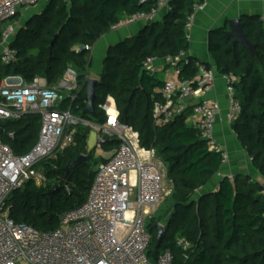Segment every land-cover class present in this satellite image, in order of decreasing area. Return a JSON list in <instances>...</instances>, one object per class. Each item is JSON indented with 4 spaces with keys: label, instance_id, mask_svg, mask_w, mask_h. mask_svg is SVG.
<instances>
[{
    "label": "trees",
    "instance_id": "obj_1",
    "mask_svg": "<svg viewBox=\"0 0 264 264\" xmlns=\"http://www.w3.org/2000/svg\"><path fill=\"white\" fill-rule=\"evenodd\" d=\"M200 3L172 0V10L163 23L148 24L138 34L108 47L96 88V119L104 121L98 106L112 95L120 122L138 132L141 146L156 149L173 180L176 191L164 213L168 220L160 246L157 225L161 223L154 221L158 211L148 223L153 236L148 251L151 259L168 248L174 253V264H264V183L249 174L224 177L217 191L191 201L219 173L222 154L210 150L199 130L188 123L192 106L167 123H158L154 116L155 103L163 99L164 82L150 75L144 63L149 57L163 59L188 52L186 22ZM155 5L153 0H49L40 14L17 30L11 46L18 57L11 63L0 61V86L13 75L28 82L44 77L49 85L62 77L67 67L73 68L78 88L63 107L89 116L84 110L88 106L86 88L94 46L120 19ZM245 19V33L257 45L255 56L242 46H233L227 36L228 23L210 33L208 44L216 70L239 78L235 96L242 112L232 123L233 130L264 177V25L258 16ZM2 41L1 29L0 46ZM195 59L188 55L187 61L179 63V78H194ZM40 128L39 116L30 114L19 121L5 122L1 133L17 154H23L37 143ZM5 130H15L17 137L6 140ZM89 135V130H78L72 145L42 162L46 179L53 184L39 187L29 181L12 194L6 208L14 221L43 232L54 231L67 211L86 201L95 176L92 153L88 151ZM107 144L117 145L118 141ZM82 155H87V161L68 175L66 166ZM178 238L187 239L192 247L183 250L177 245Z\"/></svg>",
    "mask_w": 264,
    "mask_h": 264
},
{
    "label": "built area",
    "instance_id": "obj_2",
    "mask_svg": "<svg viewBox=\"0 0 264 264\" xmlns=\"http://www.w3.org/2000/svg\"><path fill=\"white\" fill-rule=\"evenodd\" d=\"M40 1L0 0V25L10 23L3 29L2 63L14 62L18 57L11 42L17 32L19 12L30 11ZM153 1L155 7L123 17L112 26V31L139 22L151 24L162 10L167 13L172 10V0ZM199 8L201 5L196 4L194 13L187 18L188 35ZM261 21L264 25V18ZM188 55V52H181L178 56L162 59L178 78L164 81L163 99L155 103L154 116L158 123H167L192 106L191 125L199 130L210 150L221 152L223 164L229 154L216 136L220 105L208 97L218 71L195 59L197 73L194 78H179L178 65L187 61ZM158 60L149 57L145 61L144 69L150 75L158 72ZM67 75L59 87L49 86L39 76L28 82L19 75L7 77L0 86V264H174L171 249L162 250L154 260L148 254L153 240L148 222L166 195L163 161L154 147L141 146L139 134L133 127L120 122L112 95L98 106L104 113L102 122L64 108V101L72 98L78 88L75 70L69 68ZM222 76L227 84V118L233 123L242 112V105L235 96L239 78L234 74ZM65 91L71 94L66 97ZM192 97L196 101L189 105ZM30 114L41 117L39 138L29 152L17 154L2 137L3 124L19 121ZM80 129L97 133L95 148H102L114 139L118 141V148L112 155L97 163L86 201L67 211L61 218L60 227L54 231L43 232L14 221L6 208L9 198L29 181L37 186L45 182L42 162L72 145ZM4 136L10 141L17 134L15 130H5ZM177 245L183 250L192 247L185 238H178Z\"/></svg>",
    "mask_w": 264,
    "mask_h": 264
},
{
    "label": "crops",
    "instance_id": "obj_3",
    "mask_svg": "<svg viewBox=\"0 0 264 264\" xmlns=\"http://www.w3.org/2000/svg\"><path fill=\"white\" fill-rule=\"evenodd\" d=\"M49 0H41L44 4L43 9H39V4L30 11L19 12L16 22L18 28L25 26L28 21L40 14ZM201 8L195 12V19L193 27L189 32V50L188 54L196 57L198 60L208 63L213 67H217L215 57L209 51V35L213 30H217L229 25V20L246 16H258L261 21L264 18V0H201ZM167 11L162 10L157 15L153 23H163ZM148 24L139 22L132 24L125 28H120L105 34L94 46L92 50V66L91 71L100 75L103 70V63L106 56L107 49L110 45L117 44L128 37H132L143 30ZM95 64V66H93ZM159 67L155 76L161 81H166L172 78H178L161 58L157 61ZM91 78L99 79L97 76ZM209 98L215 99L220 105L219 114L216 121V136L228 154L229 159L222 164L221 169L217 175L211 178L208 184L201 190L197 191L198 199L204 194L217 191L220 181L224 177H234L238 174H249L255 179L264 183V177L261 176L259 170L254 166L251 157L247 154L237 135L233 130V124L228 120L227 113L229 109L227 84L222 74L218 72L215 85L208 94ZM196 101L195 98L189 99V105ZM188 123L191 125L189 119ZM197 199V200H198Z\"/></svg>",
    "mask_w": 264,
    "mask_h": 264
},
{
    "label": "rangeland",
    "instance_id": "obj_4",
    "mask_svg": "<svg viewBox=\"0 0 264 264\" xmlns=\"http://www.w3.org/2000/svg\"><path fill=\"white\" fill-rule=\"evenodd\" d=\"M42 3L40 2L39 6L41 5ZM37 6V7H39ZM43 6L44 4H42L39 9H43ZM10 23L8 22H5V23H2L0 25V28L3 30L5 27H7ZM0 29V30H1ZM1 48L0 47V51H1ZM96 63H94L93 66H95ZM70 68V67H69ZM67 67V70L65 71L64 75L62 77H59L57 80H55L54 82L52 83H49L50 86L52 87H59L60 83L62 82V80L64 79H67L68 78V75H67V71L69 69ZM73 69V68H72ZM92 70V69H91ZM91 74L92 76H98V74L94 73L91 71ZM43 80L45 81L46 84H48L47 82V79L42 77ZM69 94H71L69 91H65L64 92V95L67 97ZM39 116V119L41 121V117L40 115ZM3 137V135H2ZM96 141H97V133L95 131H91L90 132V135H89V139H88V150L89 152L92 153V156H91V159H90V163L92 164L93 167H96L97 163L99 161L102 160L103 157H109L112 155L113 151L116 150L118 148V146L116 144H105L102 148H95V145H96ZM162 163V162H161ZM163 166H164V173H165V181H164V187L166 189V195H165V199L164 201L161 203V205L158 207V213L156 215V219L154 221H157V222H160L162 225H166V222L168 220V217H165L164 216V213L165 211L170 207V204L172 203V200L173 198H171V196L173 195V193L176 191L175 190V186H174V183H173V180L172 178L168 175V169H167V165L163 162ZM54 181L53 180H48L46 179L45 182H43L41 185H39V187H44V186H47L49 184H53ZM175 194V193H174ZM198 199V194H196L194 196V198L191 200V201H196ZM150 222V220H149ZM148 222V223H149ZM150 230V229H149ZM155 234V239L154 240H157V233H154Z\"/></svg>",
    "mask_w": 264,
    "mask_h": 264
},
{
    "label": "water",
    "instance_id": "obj_5",
    "mask_svg": "<svg viewBox=\"0 0 264 264\" xmlns=\"http://www.w3.org/2000/svg\"><path fill=\"white\" fill-rule=\"evenodd\" d=\"M245 26L246 24L243 22V17H238L229 20V31L227 32V36L229 39H232L233 46H242L252 56L256 55L257 45L254 44L245 33ZM100 84V81L96 78H90L88 81V85L86 88V96L88 101V106L84 110V113L90 115L93 118H97V114L94 108V103L97 97L96 88ZM88 159L87 155L80 156L77 160L70 162L66 166V172L69 175L72 170L77 169L81 166L84 162ZM158 229V241L157 244L160 246L162 244L164 233H165V226L162 224L157 225Z\"/></svg>",
    "mask_w": 264,
    "mask_h": 264
},
{
    "label": "snow or ice",
    "instance_id": "obj_6",
    "mask_svg": "<svg viewBox=\"0 0 264 264\" xmlns=\"http://www.w3.org/2000/svg\"><path fill=\"white\" fill-rule=\"evenodd\" d=\"M114 122V121H113Z\"/></svg>",
    "mask_w": 264,
    "mask_h": 264
}]
</instances>
